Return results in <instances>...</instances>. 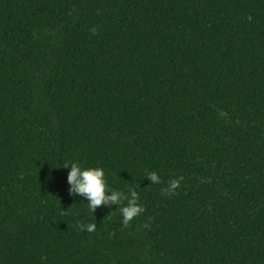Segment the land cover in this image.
<instances>
[{
	"label": "trees",
	"instance_id": "1",
	"mask_svg": "<svg viewBox=\"0 0 264 264\" xmlns=\"http://www.w3.org/2000/svg\"><path fill=\"white\" fill-rule=\"evenodd\" d=\"M0 264H264V0H0Z\"/></svg>",
	"mask_w": 264,
	"mask_h": 264
},
{
	"label": "clouds",
	"instance_id": "2",
	"mask_svg": "<svg viewBox=\"0 0 264 264\" xmlns=\"http://www.w3.org/2000/svg\"><path fill=\"white\" fill-rule=\"evenodd\" d=\"M90 31L95 35L97 33V27H93ZM69 167L71 171L68 174V182L72 186L70 194H80L86 197L88 208L92 213L95 212L97 207L104 204L122 205L124 201H127L126 206H122L119 209L123 217L122 223L124 227H127L134 218L140 216L145 211L144 206L138 202L140 197L138 192L134 189H130L127 193L124 191L112 190L111 195L107 194L109 186L103 168H84L78 162H65L63 168ZM146 176L153 184L162 183L161 176L157 172H148ZM183 179L184 177L181 176L178 179L170 181L165 192L175 191L180 186ZM78 227L81 231L85 228L89 232H94L96 230L95 223L78 225ZM143 227H150V224L145 223Z\"/></svg>",
	"mask_w": 264,
	"mask_h": 264
}]
</instances>
